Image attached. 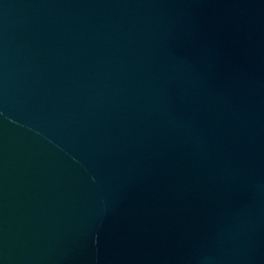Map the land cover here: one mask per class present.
<instances>
[{
  "label": "water",
  "instance_id": "1",
  "mask_svg": "<svg viewBox=\"0 0 264 264\" xmlns=\"http://www.w3.org/2000/svg\"><path fill=\"white\" fill-rule=\"evenodd\" d=\"M0 264H264V0H0Z\"/></svg>",
  "mask_w": 264,
  "mask_h": 264
}]
</instances>
